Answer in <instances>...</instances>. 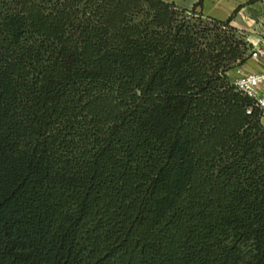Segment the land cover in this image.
I'll return each mask as SVG.
<instances>
[{
    "label": "trees",
    "instance_id": "1",
    "mask_svg": "<svg viewBox=\"0 0 264 264\" xmlns=\"http://www.w3.org/2000/svg\"><path fill=\"white\" fill-rule=\"evenodd\" d=\"M202 7L0 0V264H264L254 46Z\"/></svg>",
    "mask_w": 264,
    "mask_h": 264
},
{
    "label": "crops",
    "instance_id": "2",
    "mask_svg": "<svg viewBox=\"0 0 264 264\" xmlns=\"http://www.w3.org/2000/svg\"><path fill=\"white\" fill-rule=\"evenodd\" d=\"M179 1L180 0H176L177 4H179ZM248 1L249 0H236L234 4L227 6L223 5L218 10H216V14L209 15L219 19H227L238 8L236 11L237 13L232 20V25L239 28L240 30H244L248 35L249 41L253 44L254 49H258L259 47L264 46V0L250 4ZM195 3L196 0H190L187 7H193ZM199 9L203 10V12L206 14L204 0L203 7ZM249 72L264 73V65L259 64L255 60L249 58L244 65L231 70L229 72V76L231 80L235 82L236 78L241 73ZM259 94L264 95V85L259 88ZM262 121L264 124V116Z\"/></svg>",
    "mask_w": 264,
    "mask_h": 264
},
{
    "label": "built area",
    "instance_id": "3",
    "mask_svg": "<svg viewBox=\"0 0 264 264\" xmlns=\"http://www.w3.org/2000/svg\"><path fill=\"white\" fill-rule=\"evenodd\" d=\"M250 58L264 65V46L254 49ZM234 83L239 89L256 98L258 104L264 109V95L259 94V88L264 85V73H241Z\"/></svg>",
    "mask_w": 264,
    "mask_h": 264
},
{
    "label": "rangeland",
    "instance_id": "4",
    "mask_svg": "<svg viewBox=\"0 0 264 264\" xmlns=\"http://www.w3.org/2000/svg\"><path fill=\"white\" fill-rule=\"evenodd\" d=\"M173 1V0H172ZM190 0H180L179 4L182 7H187L188 3ZM199 0H196V2H198ZM236 0H204V5H205V10H206V15L209 14H216L217 11L221 6L223 5H231L234 4ZM257 1H263V0H249L248 3H254ZM178 4V5H179ZM185 5V6H184ZM187 8H192V7H187ZM237 12L234 11L233 15V19L235 17ZM254 50V49H253Z\"/></svg>",
    "mask_w": 264,
    "mask_h": 264
}]
</instances>
